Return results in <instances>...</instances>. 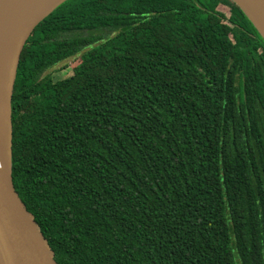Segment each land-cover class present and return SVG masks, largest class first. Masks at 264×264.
I'll use <instances>...</instances> for the list:
<instances>
[{
    "label": "trees",
    "instance_id": "obj_1",
    "mask_svg": "<svg viewBox=\"0 0 264 264\" xmlns=\"http://www.w3.org/2000/svg\"><path fill=\"white\" fill-rule=\"evenodd\" d=\"M12 110L57 264H264V39L232 0H68Z\"/></svg>",
    "mask_w": 264,
    "mask_h": 264
},
{
    "label": "water",
    "instance_id": "obj_2",
    "mask_svg": "<svg viewBox=\"0 0 264 264\" xmlns=\"http://www.w3.org/2000/svg\"><path fill=\"white\" fill-rule=\"evenodd\" d=\"M68 0H0V264H57L13 182L12 101L22 52ZM264 39V0H232Z\"/></svg>",
    "mask_w": 264,
    "mask_h": 264
}]
</instances>
